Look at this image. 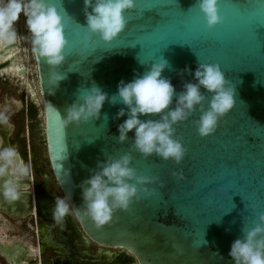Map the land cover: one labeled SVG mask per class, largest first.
Segmentation results:
<instances>
[{"label":"water","instance_id":"1","mask_svg":"<svg viewBox=\"0 0 264 264\" xmlns=\"http://www.w3.org/2000/svg\"><path fill=\"white\" fill-rule=\"evenodd\" d=\"M56 3L68 41L64 61L55 67L47 64L33 53L32 43L31 52L46 148L41 162L48 165L69 211L58 217L57 200L33 178L29 188L28 175L21 178L24 185L18 181L17 199L0 196L3 214L30 216L33 197L35 215L56 225L58 243L49 242L45 229H37L39 259H28L27 264H234L231 244L264 214V0H218L222 22L212 28L198 0H134L124 13V29L111 41L89 31L84 0ZM17 46H5L2 56ZM161 60L168 65L162 77L174 87L172 102L159 114L139 116L143 121H158L174 110L185 85L198 83L194 73L201 64L219 66L225 87L234 89L233 106L202 136L200 117L209 110L214 93L200 87L204 99L186 119L172 125V138L184 149L179 162L139 152L135 130L119 140L118 126L128 118V109L119 102L118 86ZM9 64L1 62L0 70ZM56 74L64 78L53 83ZM93 87L108 97L99 115L60 127L58 121L67 118L74 104H83L82 97ZM114 96L117 101L111 103ZM121 109L125 115L118 117ZM125 155L136 176L147 182L129 180L138 192L128 209H116L110 221L98 227L86 215L85 182ZM43 178L50 181L47 174ZM68 237L84 248L91 243L98 248L94 254L77 252ZM44 243L54 251L51 259L40 258ZM103 249L121 252L114 256Z\"/></svg>","mask_w":264,"mask_h":264},{"label":"clouds","instance_id":"2","mask_svg":"<svg viewBox=\"0 0 264 264\" xmlns=\"http://www.w3.org/2000/svg\"><path fill=\"white\" fill-rule=\"evenodd\" d=\"M84 5L89 31L98 34L104 41H111L124 29V13L133 8L134 0H84ZM198 8L208 28L222 22L218 0H198ZM21 14L32 35L33 53L45 58L46 63L53 67L60 65L65 59L64 50L68 41L56 0H0V33L7 43L14 42L17 38L13 26ZM167 66V61L161 60L131 82L121 81L118 98L119 102L127 106L128 118L118 126L119 140L123 142L127 133L135 130V147L139 152L144 155L156 153L165 160L171 158L179 162L184 156V149L172 138V125L186 119L194 106L204 99L200 87L214 93L209 110L200 117L198 131L202 136L212 132L218 116L233 106L234 89L225 87L226 81L219 66L201 64L194 73L198 83L185 85V91L177 97V107L174 110H169L158 121H143L139 116L159 114L172 102L174 87L167 78L162 77ZM63 78L56 74L52 82ZM82 99L83 104H74L68 109L67 118L58 121L60 127L71 121H88L97 117L108 97L99 88L93 87ZM116 101V96L110 100L111 103ZM117 115L124 116V109ZM130 159V156L125 155L106 163L85 182L88 185L83 191L87 204L86 215L98 227L109 222L116 209H128L138 192L136 184L128 183L129 180L135 179L141 184L147 182L146 178L137 177L134 169L129 167ZM27 174L28 167L21 161L15 147L0 148V178H4L0 184V196L7 200L17 199L18 180ZM68 211L66 201L58 199L56 215L63 217ZM229 256L234 264H264V214L260 215L259 222L248 229L243 238L233 241Z\"/></svg>","mask_w":264,"mask_h":264},{"label":"rangeland","instance_id":"3","mask_svg":"<svg viewBox=\"0 0 264 264\" xmlns=\"http://www.w3.org/2000/svg\"><path fill=\"white\" fill-rule=\"evenodd\" d=\"M21 19V18H20ZM25 20V17H24ZM25 23V21H24ZM19 33L24 32L26 37V43L23 51L19 54L20 60L22 64H24L27 69H29V85L34 90L36 94V101L40 102V95H39V87H38V80H37V72L31 52V47L29 43V31L27 25L25 26L22 24L19 25V28L16 29ZM18 48L20 50L19 44ZM16 78H7L0 76V116L1 121L5 123L8 128H10L11 132L9 133V140L12 144V147H15L18 152L23 153L25 160V165L28 167V176L29 178L35 179L37 182H40L41 177L47 174L50 178V183L48 186L47 191L50 194H53L57 199H64L58 190L55 182L52 179L51 171L48 169L47 164H43L41 162L43 155L46 152L45 146L42 144L43 136L42 130L40 126L43 124V120L39 118L41 113V107L39 108L36 105V102L33 101L32 105L36 109L37 117L34 121H32L33 127L29 128L30 122L27 121L26 117L22 116V114L17 113L16 108L13 106H21L20 102L23 101V108L25 110V102H29V96L27 91L21 92L19 90V84L17 83ZM37 165V166H36ZM34 166H36V170L38 174H35ZM7 220L12 223L11 225L14 226V230L8 232L9 237H16L17 239H21L20 242L27 243L32 246L40 247L41 241L37 234V229L40 227V221L37 218L29 219H22L20 222H14L12 220ZM96 245L92 246V250L95 251ZM52 253L50 251H44V253L40 256V258H47L51 257ZM38 256L30 257L29 261L38 260ZM0 264H8L3 256L0 255Z\"/></svg>","mask_w":264,"mask_h":264},{"label":"bare ground","instance_id":"4","mask_svg":"<svg viewBox=\"0 0 264 264\" xmlns=\"http://www.w3.org/2000/svg\"><path fill=\"white\" fill-rule=\"evenodd\" d=\"M20 18L13 26L15 31L17 28H19L20 24L25 26V23H24L25 20H24L23 14H21ZM16 33H17V38L14 42H11V43H7L6 38L3 36L2 33H0V63L6 62V61L10 62L8 67L0 70V76L7 77V78H10V77L16 78L20 87L23 90H26L29 96H32V99L34 100V102H36V105H38V107L40 108L41 105H40L39 101H36V94H35L34 90L31 88V86L29 85V81H28L29 69H27V67L24 64H22V61L20 60V57H19V54L23 51V49L25 47L26 37L24 35V32L19 33V31H16ZM28 41H29L30 46H31L30 32H29V40ZM12 43H16V44L20 43L19 44L20 50L17 46L16 48H12L11 50H9L7 52V55L2 56L1 53H2V51H4L5 46L10 45ZM20 70H24L25 73L19 74L18 72ZM5 133L7 135L10 133L9 128H5ZM3 136H5V134H3ZM3 146H5V145H3ZM18 181L20 182L21 185L25 184L24 179H19ZM31 204H32V213H33L32 215H35L36 209L34 206V198L33 197H31ZM9 218L14 222H20V220L29 218V216H27V215L22 216V217H18V216H11L10 217L9 216ZM11 224L12 223H10L7 220V217L2 212H0V255L3 256V258L5 259V261L8 264H27L26 260H28L30 257L40 255L39 254L40 253V247L35 248L34 246H32L30 244L23 243V242L21 243L20 242L21 239L19 240L16 237H9L7 235L8 232H10V230L11 231L14 230L13 229L14 226ZM91 246L92 245L90 244L89 248ZM103 250L108 251L110 254L111 253L110 251L112 249H103ZM10 252H11V256L9 257L8 255H10ZM17 256H20L22 258L16 262Z\"/></svg>","mask_w":264,"mask_h":264},{"label":"flooded vegetation","instance_id":"5","mask_svg":"<svg viewBox=\"0 0 264 264\" xmlns=\"http://www.w3.org/2000/svg\"><path fill=\"white\" fill-rule=\"evenodd\" d=\"M18 83V82H17ZM19 84V83H18ZM19 90L21 91V92H25L26 90H23L21 87H20V85H19ZM23 101H21L20 103V105L21 106H16V105H14L13 107L14 108H16V109H18L17 110V113H20V114H22V116H24V117H26V119H27V121H29L30 122V124H29V128H31V126H32V120H30L29 119V112H28V109H29V106L33 103L32 101H31V97L29 98V102L27 101V102H25L26 103V105H25V110H24V108H23V103H22ZM5 128H8V126L5 124V123H3L2 121H1V116H0V148H2V147H12V144H11V142H10V140H9V138H8V136H9V134L7 135L6 133H5ZM9 130H10V128H9ZM10 132H11V130H10ZM3 134H5V136H3ZM3 145H5V146H3ZM19 153V155H20V157H21V161L25 164V160L23 159V158H25L24 157V155H23V153H20V152H18ZM37 166V165H36ZM36 166H34V169H35V174L37 175L38 174V171L36 170ZM28 175V174H27ZM45 176V175H44ZM43 176V177H44ZM43 177H41V180H40V182H37L36 180H35V183H36V186L37 187H42V186H40L39 184H45V188H44V192H46V193H48V194H50L48 191H47V189H48V186H49V183H50V181L49 182H46L45 181V179L43 178ZM31 180H32V178H31ZM30 180V178H29V176H28V186H29V188H31V187H33L32 186V182H30L31 181ZM50 195H53V194H50ZM54 196V195H53ZM54 198L56 199V200H58L55 196H54ZM8 219H10L9 218V216L7 215V214H4ZM32 218H37L39 221H40V227H39V229H45V234L47 235V238H48V240H49V242L50 243H58V238H57V235L55 234V228H56V225H55V223L54 222H52V221H47V220H43L40 216H35V215H30L29 216V218H26V219H29V220H31ZM11 220V219H10ZM48 229H50L51 231H48ZM68 239H69V241H70V243H71V245L73 246V248H75V250L77 251V252H84V253H89V254H94L95 252H96V250H97V248H98V246L96 245V244H92L91 243V245L93 246V245H96V248H95V251H93L92 250V246L90 247V248H84L83 246H80L79 244H77V243H75V239H73V238H71V237H68ZM44 245V247H45V251H50L51 253H52V256L51 257H47L48 259H51L52 257H54L55 256V254H54V251L52 250V248L50 247H48L47 246V244H43ZM62 246L64 247V249H65V245L64 244H62ZM110 252H112V255H114V256H117V255H119L120 254V250H117V249H112ZM45 259V258H44Z\"/></svg>","mask_w":264,"mask_h":264},{"label":"trees","instance_id":"6","mask_svg":"<svg viewBox=\"0 0 264 264\" xmlns=\"http://www.w3.org/2000/svg\"><path fill=\"white\" fill-rule=\"evenodd\" d=\"M28 112H29V119L34 121L37 117V112H36V109L34 108V106L32 104L29 106ZM32 127H33V124L31 126V128Z\"/></svg>","mask_w":264,"mask_h":264},{"label":"built area","instance_id":"7","mask_svg":"<svg viewBox=\"0 0 264 264\" xmlns=\"http://www.w3.org/2000/svg\"><path fill=\"white\" fill-rule=\"evenodd\" d=\"M31 47V46H30ZM31 49V48H30Z\"/></svg>","mask_w":264,"mask_h":264}]
</instances>
